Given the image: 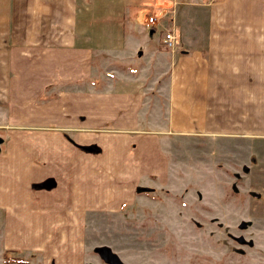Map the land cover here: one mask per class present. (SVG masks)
<instances>
[{"label": "crops", "instance_id": "1", "mask_svg": "<svg viewBox=\"0 0 264 264\" xmlns=\"http://www.w3.org/2000/svg\"><path fill=\"white\" fill-rule=\"evenodd\" d=\"M212 2L0 0L1 264H85L87 221L160 181L167 135L264 139L236 125L264 100V35L207 34L236 5Z\"/></svg>", "mask_w": 264, "mask_h": 264}, {"label": "rangeland", "instance_id": "2", "mask_svg": "<svg viewBox=\"0 0 264 264\" xmlns=\"http://www.w3.org/2000/svg\"><path fill=\"white\" fill-rule=\"evenodd\" d=\"M235 3L221 4L222 28L211 18L207 34L263 36L264 0ZM253 102L257 115L236 125L264 128V100ZM77 146L100 152L96 144ZM163 146L160 181L142 178L135 201L87 221L85 264H264V139L171 134ZM5 256L9 264L41 263L35 254Z\"/></svg>", "mask_w": 264, "mask_h": 264}, {"label": "built area", "instance_id": "3", "mask_svg": "<svg viewBox=\"0 0 264 264\" xmlns=\"http://www.w3.org/2000/svg\"><path fill=\"white\" fill-rule=\"evenodd\" d=\"M217 1V0H213ZM157 24V19L154 16H150L147 19V26L151 28L153 25ZM177 36L173 29H167L162 34V44L168 49H174L177 45Z\"/></svg>", "mask_w": 264, "mask_h": 264}, {"label": "trees", "instance_id": "4", "mask_svg": "<svg viewBox=\"0 0 264 264\" xmlns=\"http://www.w3.org/2000/svg\"><path fill=\"white\" fill-rule=\"evenodd\" d=\"M4 259L5 262H8V257L4 256Z\"/></svg>", "mask_w": 264, "mask_h": 264}]
</instances>
